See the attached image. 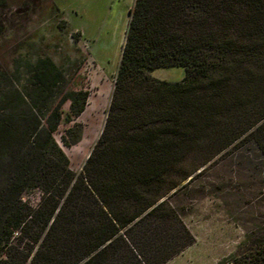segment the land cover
I'll return each mask as SVG.
<instances>
[{
  "label": "trees",
  "instance_id": "16d2710c",
  "mask_svg": "<svg viewBox=\"0 0 264 264\" xmlns=\"http://www.w3.org/2000/svg\"><path fill=\"white\" fill-rule=\"evenodd\" d=\"M128 12L79 172L54 134L67 124L63 144L80 141L89 92L64 90L47 56L0 71V264H164L195 241L184 217L199 173L239 149L264 163V0H134ZM168 67L184 78L147 73Z\"/></svg>",
  "mask_w": 264,
  "mask_h": 264
},
{
  "label": "rangeland",
  "instance_id": "374dc122",
  "mask_svg": "<svg viewBox=\"0 0 264 264\" xmlns=\"http://www.w3.org/2000/svg\"><path fill=\"white\" fill-rule=\"evenodd\" d=\"M134 0H0V71L22 69L26 60L47 56L65 76V88L89 92L74 122L80 141L62 142L68 125L54 137L79 172L106 118L119 65L129 9ZM25 60V61H24ZM151 78L169 82L185 76L182 67L158 68ZM63 93H59L55 104ZM69 103L62 108L68 110ZM205 167L192 183L184 222L194 242L164 264H249L264 253V163L258 153L234 150ZM40 192L23 200L37 204ZM23 245V242L21 243Z\"/></svg>",
  "mask_w": 264,
  "mask_h": 264
}]
</instances>
